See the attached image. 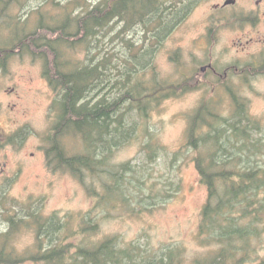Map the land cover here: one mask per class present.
<instances>
[{"label":"trees","instance_id":"trees-1","mask_svg":"<svg viewBox=\"0 0 264 264\" xmlns=\"http://www.w3.org/2000/svg\"><path fill=\"white\" fill-rule=\"evenodd\" d=\"M26 1L0 0V13L10 2L22 9ZM164 1L97 0L83 4L69 0L60 8V16L52 19L44 17L45 5H40L33 10L39 14L33 30L26 28L27 14L23 18L6 15L7 23L12 18L14 23L0 53L16 48L41 59L43 75L54 91L52 124L46 136L48 163L64 168L83 183L86 177L97 179L102 192L91 186L88 190L97 196L94 207L106 212L114 206L131 209L130 199L149 181L145 170L130 162L110 164L115 148L146 131L144 125L141 129L137 126L151 109L196 82L194 76L183 74L181 83L186 85L182 88L158 77L155 54L165 36L176 28L175 21L187 12L184 3L178 11ZM50 3L56 6L53 0ZM137 32L143 36L135 38ZM106 38L120 40L122 50L116 58L98 56ZM81 52L83 59L79 58ZM226 90L232 103L228 113H221L220 97L204 100L189 114L186 141L171 159L173 164L184 155L183 150H191L199 181L207 192L197 233L206 251L190 264H264L260 256L264 238V124L251 114L247 101L230 87ZM147 135L142 151L150 166L160 154L152 134ZM70 136L82 142V152H65L62 139ZM148 187L152 191V183ZM177 187L169 182L162 193L146 194L139 202L153 204V199L159 198L162 203ZM17 213L8 216L10 227L0 233V264L26 260L37 264H181L179 246L165 245L142 253L136 246H121L115 236L91 239L99 227L97 216L84 214L78 227L70 229L67 219L57 214L42 216L32 211L21 217ZM21 225L33 228L36 237L35 247L25 255L17 254L8 242ZM78 235L84 239L74 241Z\"/></svg>","mask_w":264,"mask_h":264},{"label":"rangeland","instance_id":"rangeland-1","mask_svg":"<svg viewBox=\"0 0 264 264\" xmlns=\"http://www.w3.org/2000/svg\"><path fill=\"white\" fill-rule=\"evenodd\" d=\"M50 1L27 0L22 9L10 2L0 13V45L8 41L9 26L14 23L13 18L7 23L6 15L23 18L27 14L26 28L33 30L39 15L33 10L45 5L42 6L44 17L52 19L60 16V8L69 0H53L56 6ZM81 1L85 4L97 0ZM224 1L192 2L189 13L165 36L155 54L158 77L183 88L186 85L181 83L183 74L193 77L200 66L210 62L222 69L230 65L245 67V71L226 85L214 86L207 81L210 77L187 84L186 90L165 98L149 111L145 120H140L137 128L144 125L146 131L136 133L115 148L110 164L130 162L138 170H145L149 180L141 187V192L137 191L130 199L131 209L114 206L106 212L101 207L95 208L97 196L90 194L88 186L102 192L97 179L86 177L83 183L64 168H54L53 163H48L45 148L52 124L54 91L43 75L42 61L26 52L19 53L16 48H9L6 54L0 53V127L5 135L0 137V233L7 232L8 216L16 211V216L21 217L32 211L42 216L57 214L67 219L70 229L78 227L84 214H90L97 216L99 222L91 239L115 236L121 246L133 245L142 253L165 245L179 246L181 264L192 263L196 256L206 251L197 233L207 192L191 159L193 152L183 150L184 155L171 163L174 152L186 141L188 116L204 100L213 97H220L221 113L227 114L232 104L226 90L230 87L235 95L247 101L251 114L264 124V0H235L222 8L214 7L222 6ZM116 28L119 29L118 24ZM207 31L209 37L205 41L202 36ZM140 32L135 35L142 36ZM101 48L98 56L110 54L116 58L122 44L120 40L106 38ZM79 58L83 59L84 53L81 52ZM148 132L160 154L157 162L150 166L142 151L143 142L149 140ZM62 140L67 154L82 152L83 144L78 138L70 136ZM169 182L178 187L177 191L170 190L173 195L167 201L159 203V198H154L153 204L139 202L146 194L162 193ZM151 183L152 191L148 187ZM81 238L84 239L78 235L72 239ZM10 239L11 249L17 254H28L35 247L34 230L25 225L10 234ZM261 246L262 258L264 238ZM20 264L37 263L26 260Z\"/></svg>","mask_w":264,"mask_h":264},{"label":"flooded vegetation","instance_id":"flooded-vegetation-1","mask_svg":"<svg viewBox=\"0 0 264 264\" xmlns=\"http://www.w3.org/2000/svg\"><path fill=\"white\" fill-rule=\"evenodd\" d=\"M193 1L195 0H165L164 5H168L174 10L179 11L182 6V3H184L185 5H187V12H185V14L187 15L190 11L189 6L192 4ZM260 2L262 1L260 0ZM224 6L226 5H224L223 3L222 6L215 5L214 7L216 9H219ZM182 20L181 18H178L175 21V24L178 26ZM134 37H141V36L136 34ZM207 37H209L208 31L202 36V38L205 41H207ZM203 67L205 68L203 69ZM244 71H245V67L239 68L237 65H230L222 69L218 67L215 62H210L207 65L200 66L199 71L198 72L196 71L194 73V79L196 80L197 83L201 79H206L210 77V79L207 81H210L214 86L217 85L218 83H224V85H226L230 80H232L231 78L235 77L236 75L238 76V78L241 77ZM4 136L5 135L3 133V128L0 127V137H4Z\"/></svg>","mask_w":264,"mask_h":264},{"label":"water","instance_id":"water-1","mask_svg":"<svg viewBox=\"0 0 264 264\" xmlns=\"http://www.w3.org/2000/svg\"><path fill=\"white\" fill-rule=\"evenodd\" d=\"M233 3H235V0H225L224 1V5H228V4H233ZM205 67H203V69H204Z\"/></svg>","mask_w":264,"mask_h":264},{"label":"bare ground","instance_id":"bare-ground-1","mask_svg":"<svg viewBox=\"0 0 264 264\" xmlns=\"http://www.w3.org/2000/svg\"><path fill=\"white\" fill-rule=\"evenodd\" d=\"M132 35H133V34H132ZM132 35H131V36H132ZM157 48H158V47H157Z\"/></svg>","mask_w":264,"mask_h":264}]
</instances>
